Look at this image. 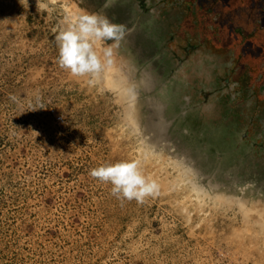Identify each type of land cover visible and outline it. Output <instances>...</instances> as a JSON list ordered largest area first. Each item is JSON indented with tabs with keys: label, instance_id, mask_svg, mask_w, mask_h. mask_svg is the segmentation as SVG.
Listing matches in <instances>:
<instances>
[{
	"label": "rangeland",
	"instance_id": "obj_1",
	"mask_svg": "<svg viewBox=\"0 0 264 264\" xmlns=\"http://www.w3.org/2000/svg\"><path fill=\"white\" fill-rule=\"evenodd\" d=\"M40 2L0 0V264H264V0ZM73 14L126 27L94 86ZM130 160L143 204L89 175Z\"/></svg>",
	"mask_w": 264,
	"mask_h": 264
},
{
	"label": "clouds",
	"instance_id": "obj_2",
	"mask_svg": "<svg viewBox=\"0 0 264 264\" xmlns=\"http://www.w3.org/2000/svg\"><path fill=\"white\" fill-rule=\"evenodd\" d=\"M40 10L50 11L47 4L36 0ZM126 27L112 23L107 17L97 14H73L66 16L63 26L55 35L59 50L58 65L74 78H86L89 86H94L107 62L125 39ZM111 41L107 47L97 46ZM102 53V55H101ZM103 57V58H102ZM89 175L102 183L112 185L111 192L117 199L143 204L146 198L159 194V185L142 175L140 161L130 160L101 166L90 170Z\"/></svg>",
	"mask_w": 264,
	"mask_h": 264
},
{
	"label": "bare ground",
	"instance_id": "obj_3",
	"mask_svg": "<svg viewBox=\"0 0 264 264\" xmlns=\"http://www.w3.org/2000/svg\"><path fill=\"white\" fill-rule=\"evenodd\" d=\"M154 106V110L155 111H161V108H160V106H159V104H156V105H153ZM162 134V133H161ZM161 155V154H160ZM166 156V155H165Z\"/></svg>",
	"mask_w": 264,
	"mask_h": 264
},
{
	"label": "flooded vegetation",
	"instance_id": "obj_4",
	"mask_svg": "<svg viewBox=\"0 0 264 264\" xmlns=\"http://www.w3.org/2000/svg\"><path fill=\"white\" fill-rule=\"evenodd\" d=\"M145 85L148 87V89H149V88H150V86H151V85H148V84H145Z\"/></svg>",
	"mask_w": 264,
	"mask_h": 264
}]
</instances>
